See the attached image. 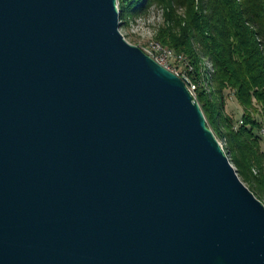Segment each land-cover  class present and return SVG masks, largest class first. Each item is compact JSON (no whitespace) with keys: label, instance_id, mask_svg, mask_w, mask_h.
<instances>
[{"label":"water","instance_id":"1","mask_svg":"<svg viewBox=\"0 0 264 264\" xmlns=\"http://www.w3.org/2000/svg\"><path fill=\"white\" fill-rule=\"evenodd\" d=\"M118 0H0V264H264V204Z\"/></svg>","mask_w":264,"mask_h":264},{"label":"trees","instance_id":"2","mask_svg":"<svg viewBox=\"0 0 264 264\" xmlns=\"http://www.w3.org/2000/svg\"><path fill=\"white\" fill-rule=\"evenodd\" d=\"M121 28L162 10L155 40L187 58L196 100L241 181L264 204V0H118ZM209 63L210 68L206 66ZM244 114L225 112L226 93ZM258 117H260L259 120Z\"/></svg>","mask_w":264,"mask_h":264},{"label":"rangeland","instance_id":"3","mask_svg":"<svg viewBox=\"0 0 264 264\" xmlns=\"http://www.w3.org/2000/svg\"><path fill=\"white\" fill-rule=\"evenodd\" d=\"M162 23V10L153 7L147 16L131 19L127 26L120 29V32L130 44L144 51L157 42L155 40L156 32ZM206 66L210 68L208 62ZM225 112L233 118L237 126L240 125L244 111L237 103L234 95L230 92L226 93ZM257 118L261 120L260 117L257 116ZM262 130H264V121L262 122ZM258 135L260 137L261 150L264 152V136L261 132Z\"/></svg>","mask_w":264,"mask_h":264},{"label":"bare ground","instance_id":"4","mask_svg":"<svg viewBox=\"0 0 264 264\" xmlns=\"http://www.w3.org/2000/svg\"><path fill=\"white\" fill-rule=\"evenodd\" d=\"M157 50V52H162V53H171L172 55H169V62H177V61H184V56L183 55H178L176 53H174L173 51L163 48L160 44L158 43H154L152 44L148 49L146 50ZM160 66L166 68L167 70H169L170 72H172V67L164 62H157ZM185 67L186 69H180V77H184V81L188 83V90L189 92L194 93V95H196V84L193 83L192 81H190V79L187 76L188 72L192 71V67L190 66L187 58L185 57ZM262 134V131H261Z\"/></svg>","mask_w":264,"mask_h":264},{"label":"built area","instance_id":"5","mask_svg":"<svg viewBox=\"0 0 264 264\" xmlns=\"http://www.w3.org/2000/svg\"><path fill=\"white\" fill-rule=\"evenodd\" d=\"M144 52L149 57H151L156 63L157 62H164V63L170 65L172 67V73L184 81V77H180V69H186V67H185V56H184V61L169 62V55H172V52L171 53H162V52H157V50H151V49L150 50H144ZM185 85L188 89V83L187 82H185ZM190 94L196 100V95H194V93H192V92H190ZM262 134L264 136V130H262Z\"/></svg>","mask_w":264,"mask_h":264}]
</instances>
